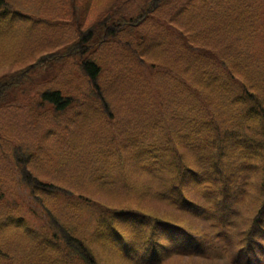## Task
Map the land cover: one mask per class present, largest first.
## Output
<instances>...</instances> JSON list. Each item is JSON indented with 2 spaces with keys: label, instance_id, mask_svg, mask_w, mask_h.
Masks as SVG:
<instances>
[{
  "label": "trees",
  "instance_id": "trees-1",
  "mask_svg": "<svg viewBox=\"0 0 264 264\" xmlns=\"http://www.w3.org/2000/svg\"><path fill=\"white\" fill-rule=\"evenodd\" d=\"M165 1L150 0L135 18L93 23L78 33L77 42L55 44L51 47L54 52H43L33 64L0 79V115L6 119L10 118L12 101L25 94L24 87L34 90L37 79L45 73L51 75L48 85L46 81L39 85L47 88L40 87L35 94L38 108L44 106V110L33 113L29 107L25 128L10 118L4 133L10 148H0L8 161L7 169L0 171L10 184V194L14 180L7 177H15L17 185L27 189L41 206L50 230L37 229L24 218L7 214L5 221H0V235L11 233L4 243L0 239V264L14 262L12 247L8 248L12 241L24 254L23 264H125L126 256L139 264H159L170 244L174 249L179 247L181 254L192 255L196 243L186 228L135 208L134 201L152 198L198 213L200 204L193 203L189 192L183 191L194 182L203 188L200 193L211 204L216 219L225 222L222 212L226 210L238 214L241 197L239 193L235 196L232 186L244 185L255 173L256 159L264 167V64L246 46L254 37L249 17L240 18L232 27L234 17L247 16L252 3L182 1L170 13L171 18L190 14L201 24L202 17L214 23L201 45L196 40L183 44L186 52L180 53L165 45L160 34L139 37L134 32L149 15L161 11ZM6 5L0 0V25L6 24L5 30L0 27V42L14 36L31 37L24 34L33 17L11 5L4 8ZM13 21L19 24H11ZM129 35L135 39V48L130 47ZM41 39L47 43V36ZM145 61L159 63L162 79L168 78L179 87L173 90L166 83L160 88L158 103L144 101L139 107L135 103L130 106L135 92L146 95L140 83ZM166 69L170 71L165 74ZM60 74L70 83L52 87ZM80 79L82 87H87L85 96L74 82ZM65 91H77V100L64 95ZM185 93V98L179 96ZM124 95L130 110L122 119L113 108ZM235 115L237 119H233ZM69 117H73L71 121ZM248 130L255 133V145L240 147V162L232 166L225 161L224 152L232 147L236 134L242 139ZM191 132L195 141L188 139ZM32 145L40 146L38 153L63 149L70 164L64 162L58 168L63 170L66 186L32 173ZM206 171L211 172L208 178ZM263 186L264 182H259L260 204L251 226L241 231L243 241L232 264H264ZM144 252L148 256L140 255Z\"/></svg>",
  "mask_w": 264,
  "mask_h": 264
},
{
  "label": "rangeland",
  "instance_id": "rangeland-1",
  "mask_svg": "<svg viewBox=\"0 0 264 264\" xmlns=\"http://www.w3.org/2000/svg\"><path fill=\"white\" fill-rule=\"evenodd\" d=\"M7 6L11 5L14 10L30 15L31 20L26 25L25 37L30 33L32 36L24 38V36H14L12 39L0 42V79L7 75L16 73L17 70L27 67L33 64L36 58L43 52H54L51 47L58 43L66 42L70 45L73 42H77L78 33L85 31L92 26L93 23H99L105 20H109V23H115L120 17H126V19L135 18L142 14L147 8L150 0H5ZM184 0H166L165 7L156 12L153 16L149 15L145 24L137 28L134 32L139 37H149L151 35L160 34L165 37V45L170 48H176L178 52L185 53L186 50L183 48V44L192 43L196 40L198 45H201L203 39L211 33L213 28V20H208L206 17H202L203 24L198 20V17L194 15L191 17L190 14L186 16H178L177 18L170 17V13L174 9H178L179 4ZM255 1V2H254ZM244 5L251 4L250 12L247 16L236 15L232 22V27H235L238 20L242 17H249L250 22L253 24V39L246 44L250 47V53L255 56V59L264 64V0H243ZM3 7H0V12ZM16 25L19 23L11 22ZM2 30H5V25H0ZM32 29L33 31H31ZM42 37L47 36V43H45ZM130 47L135 48V39L130 36ZM159 37V36H158ZM106 48V47H105ZM238 51H244V49H236ZM109 53L106 48V55ZM108 61V60H107ZM151 63L157 66L151 67ZM142 71L144 76L141 78V85L145 86L146 95L143 96L140 92H135L134 99L130 103V106L135 103L138 107L144 102L158 103L161 98L160 88L162 90L163 85L166 83L170 89L175 88L179 85L168 78H163L159 74H164L160 71V64L153 63L151 61L142 62ZM136 69H140L136 67ZM56 70V69H54ZM170 70L166 69L165 74ZM50 74L45 73L41 79H37L38 84L35 85L34 90L25 88V94L21 96L17 101H12L10 108L12 111L9 113L10 118L17 122L19 127L25 128L28 117V109L30 107L31 112L37 111L41 113L44 110V106L38 108L39 97L36 96L38 89L44 86H39L42 82H48L50 80ZM66 75H56L52 82V87H59L60 85H67L70 82L65 81ZM78 83V92L82 95L85 91L84 96L87 92V87H82V82L76 80ZM50 83V82H49ZM75 85L70 86L74 87ZM66 96H69L75 100L77 91H65ZM75 96V97H74ZM182 98L187 96V93L179 95ZM260 97V96H259ZM127 100V102H123ZM264 102V93L261 99ZM129 104V100L126 95L122 96L113 108L114 114L120 116V118H126V112H129L130 107L126 106ZM159 106V105H155ZM38 108V109H37ZM10 118L4 119L3 115H0V148L8 147L9 144L4 140H8L4 133L9 129L8 123ZM73 117H69L71 121ZM235 115L233 119H237ZM42 121L45 120L44 116H41ZM254 132L248 130L246 135L242 139L236 138L239 136L235 135V139L230 143L232 147L224 152L226 155L225 161L229 160L232 166L239 164L238 158L240 147L249 148L255 145L256 137L254 138ZM190 141H195L193 133L188 134ZM26 142V137H25ZM36 143V142H35ZM254 143V144H253ZM40 146L32 145L31 154L35 157L29 163V168L32 173L38 178L44 181H51L50 183H62L66 186L67 181L65 176H62L63 170L59 169L61 163L70 164V160L65 159L63 149L55 148L52 151L43 149L38 153ZM10 148V146H9ZM4 154L0 153V169L6 170L8 161L4 158ZM256 171L251 176H248L245 180V184L236 187L232 186L233 191L237 192L235 195L238 197V193L241 197L239 204L237 205L238 214L234 210H226L222 212L224 214L223 220L228 221V225L224 222L219 221L211 217L212 206L207 203L204 197L201 195L200 190L203 188L199 184L191 183L187 187H183V191H188L190 197L193 199V203L200 204L201 210L198 214L182 213L173 208L169 203L157 201L152 198H144L142 202L134 201V205L140 207L141 211H148L153 213L160 218L166 217L169 221H173L176 224L188 228L190 231L200 235L204 241L212 242L210 244L211 260H200L202 258L189 259V258H178L172 257L167 260L161 261L160 264H229L231 256L237 251L239 245L242 243L241 239L244 234L242 230L248 228L252 224V215L260 204V198L258 197L259 182H264V167L263 163L256 159ZM60 174V175H58ZM211 174L210 171L205 172V176L208 178ZM62 177L64 179H62ZM8 181L14 180L12 184V193L10 194V184L5 178L3 171H0V219L8 214V209L13 210L10 206L11 203L21 206V211L16 213L14 216L26 219L37 229L50 230L48 219L42 208L36 207V203L30 199L29 193L23 188L17 185L16 178L7 177ZM64 180V181H63ZM55 182V183H54ZM208 185V184H207ZM210 190V189H209ZM212 192V190H210ZM261 193H264V186L261 189ZM56 211V208L52 203H46ZM140 204V205H139ZM232 206L233 202L230 203ZM61 207L58 208V210ZM147 212V213H148ZM264 219V217H263ZM166 220V219H165ZM215 224V227H212ZM11 232L9 231L7 235ZM217 233V234H215ZM219 233V235H218ZM227 234V242H224L223 236ZM0 235L1 241L4 243L9 236ZM216 236V237H215ZM219 236V237H218ZM6 239V240H5ZM219 239V240H218ZM4 240V241H3ZM13 243L8 245V248L12 247L11 256L14 258V262L7 264H23L24 254H20L17 250V245ZM232 244V245H231ZM171 245V244H170ZM7 249V246L5 247ZM232 248V249H231ZM231 249V250H230ZM7 252V251H6ZM161 253L164 250L161 249ZM141 256H148L145 252L140 254Z\"/></svg>",
  "mask_w": 264,
  "mask_h": 264
}]
</instances>
